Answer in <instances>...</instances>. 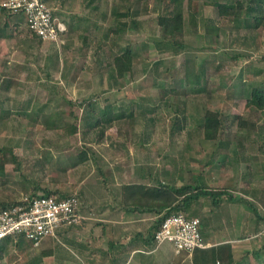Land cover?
I'll return each mask as SVG.
<instances>
[{"label":"rangeland","instance_id":"rangeland-1","mask_svg":"<svg viewBox=\"0 0 264 264\" xmlns=\"http://www.w3.org/2000/svg\"><path fill=\"white\" fill-rule=\"evenodd\" d=\"M47 1L68 27L63 44L36 38L21 16L11 15L6 27L0 14V148L18 159L8 153L0 202L45 187L78 195L85 183L109 188L107 163L119 161L134 176L126 181L231 193L219 206L201 197L187 212L201 219L208 241L232 242L243 264H264V220L248 206L264 215V110L246 106L253 87L264 89V25L251 27L245 9L219 16L212 3L219 0H184L187 49L174 54L155 42L169 0ZM127 46L134 68L120 78L109 65ZM208 108L222 113L229 147L204 138ZM236 115L251 126L240 127ZM49 116L62 127H47ZM69 123L77 124L76 135ZM82 150L90 158L74 166ZM26 257L15 242L0 240V264H27Z\"/></svg>","mask_w":264,"mask_h":264},{"label":"crops","instance_id":"crops-1","mask_svg":"<svg viewBox=\"0 0 264 264\" xmlns=\"http://www.w3.org/2000/svg\"><path fill=\"white\" fill-rule=\"evenodd\" d=\"M108 163L109 188L98 181L80 188L78 224L61 229L57 237H45L38 246L27 239L10 240L26 252L27 264H196L194 253H177L171 243L156 246L153 236L162 213L125 200L123 186L142 181H126L127 175L134 176L126 175L124 163L114 161L111 167ZM231 245L234 253L235 245ZM234 259L239 260L235 255Z\"/></svg>","mask_w":264,"mask_h":264},{"label":"trees","instance_id":"trees-1","mask_svg":"<svg viewBox=\"0 0 264 264\" xmlns=\"http://www.w3.org/2000/svg\"><path fill=\"white\" fill-rule=\"evenodd\" d=\"M234 3H231L233 2ZM48 3V1L46 0ZM253 4H248L244 8V4L240 0H230V1H215L213 5L217 8V13L219 16H237L240 10L245 9L247 13L252 15L251 27H260L264 25V0H250ZM49 4V3H48ZM170 4V5H169ZM169 6H166V11L158 16L157 23L161 29V37L159 39H155L156 45L159 49L162 48H170L173 50L174 54H180L187 49V44L185 41V5L184 0H169ZM3 12L5 14V22L4 25L7 27L9 25V18L12 13H9L6 9L0 6V14ZM119 15L128 16L130 15L129 11L123 12ZM24 18L23 15H18ZM8 17V18H7ZM195 16L192 13L191 19H194ZM25 20V18H24ZM26 22V21H25ZM126 25V23L124 24ZM118 28L115 31H118ZM36 38L41 39L37 35ZM109 67L111 71L116 74L117 77L123 78L125 74L132 73L135 63V52L132 47L127 46L123 51L115 54L112 58V61ZM200 76L198 77L199 82ZM11 82L10 80H7ZM8 88V87H5ZM246 106L248 108L254 107L260 111L264 110V89L259 87H253L250 93V96L247 100ZM133 115V112L130 113ZM106 120L109 121L113 116L109 114L105 115ZM120 117V116H119ZM46 120L47 127L50 128H59L62 127L61 124H58L57 120L48 117ZM236 122L240 127L249 128L251 126V122L241 115H236ZM101 118H98L96 121V126L101 125ZM69 129V133L77 134L79 132V128L77 124L69 123L67 126ZM204 138L210 141H220L222 147H229L230 144L228 141L223 139V135L225 133V119L222 113L219 110L208 108L204 113ZM105 133V127L99 130V137ZM0 176H5V166L9 162L8 153H10V158L13 162H18L17 157L14 155L12 149L0 148ZM78 160L74 161L73 165L76 166L78 164L84 163L90 158V155L87 151L82 150L81 153L77 156ZM39 187V183L38 186ZM44 194L47 195H55L59 198L68 197L71 194L64 193L59 189H50L43 188ZM124 198L127 201H131V203L139 204L142 206V209L148 210H158L162 213L159 217L156 229L159 227L160 223L169 215L178 212H184L188 215H195L190 212H187L189 208H191L192 203L198 200L201 197H208L213 199V203L219 206L220 197L224 194H228L230 197L232 196L226 190H212L208 188V186L200 185V184H191L185 183L181 185L167 183L164 181H158L155 184H128L123 186ZM29 196H40L37 193H34ZM233 198V196H232ZM129 199V200H128ZM18 201L14 202H0L1 207H8L10 205L16 204ZM249 208L256 215L258 220H264V215H261L255 207V205L248 201ZM196 216V215H195ZM202 224V223H201ZM203 238L206 242L209 243L208 237H206L204 231L202 230ZM260 230H258L259 232ZM26 239L24 237H11L8 236L3 241H10L11 239ZM1 240V241H2ZM28 240V239H27ZM31 242V241H30ZM31 244H33L31 242ZM261 251H257L259 253ZM194 258L196 264H200V262L204 264H243L245 260L242 258L239 260L234 259L233 247L231 243H222L216 245L215 243L212 246L207 248H198L194 250ZM258 257V258H259ZM203 260V261H202ZM219 260V261H217Z\"/></svg>","mask_w":264,"mask_h":264},{"label":"built area","instance_id":"built-area-1","mask_svg":"<svg viewBox=\"0 0 264 264\" xmlns=\"http://www.w3.org/2000/svg\"><path fill=\"white\" fill-rule=\"evenodd\" d=\"M0 6L12 15H23L30 32L42 40L65 43L68 27L55 16L46 0H2ZM81 199L73 193L59 198L55 195L25 196L16 204L0 206V240L24 237L38 246L47 236H56L81 221ZM201 219L184 212L167 216L154 232L157 247L171 243L175 252L193 253L211 246L202 235Z\"/></svg>","mask_w":264,"mask_h":264}]
</instances>
